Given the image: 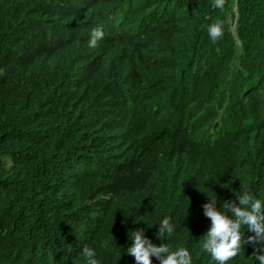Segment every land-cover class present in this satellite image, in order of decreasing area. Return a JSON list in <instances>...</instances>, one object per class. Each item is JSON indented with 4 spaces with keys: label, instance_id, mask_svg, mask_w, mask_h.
<instances>
[{
    "label": "trees",
    "instance_id": "trees-1",
    "mask_svg": "<svg viewBox=\"0 0 264 264\" xmlns=\"http://www.w3.org/2000/svg\"><path fill=\"white\" fill-rule=\"evenodd\" d=\"M164 1L180 17L183 37L148 31L150 47L141 54L159 48L158 60L141 85L123 73L132 61L121 64L123 72L111 66L109 77L97 69L74 74L78 59L68 52L77 35L68 30L75 16L68 8L83 6L81 18L89 19L93 0H0V264H87L84 246L99 264H136L127 247L137 229L156 246L187 249L192 264H208L202 244L211 220L203 205L216 197L230 216L222 204L236 201L235 193L264 202L257 119L242 135L211 119L228 87L264 78V0H224L222 8L214 0ZM216 22L223 35L213 41L201 31ZM171 56L179 59L176 72ZM98 86L109 97L83 103ZM130 95L132 105L123 102ZM257 97L264 105V82ZM117 116L132 124L113 128L105 143L108 120ZM165 217L174 230L158 239ZM62 242L70 248L60 250Z\"/></svg>",
    "mask_w": 264,
    "mask_h": 264
},
{
    "label": "clouds",
    "instance_id": "clouds-1",
    "mask_svg": "<svg viewBox=\"0 0 264 264\" xmlns=\"http://www.w3.org/2000/svg\"><path fill=\"white\" fill-rule=\"evenodd\" d=\"M93 1V6L97 11L88 10L84 17L89 19L81 18L84 12L83 6L68 8L75 13V16L70 18L71 26L68 29L77 35V38L69 43L68 52L70 59H78L74 74L89 75L93 69H97L101 76L102 72H105L109 77L108 70L111 66L116 65L118 70L123 72L120 68L121 64L125 61H132V71L123 73L128 76L129 81L139 80L141 85L144 84L157 66V50L159 49L155 47L147 58L141 54L142 47H150L146 44V40L150 38L147 35L148 31L163 29L164 32H172L175 30L172 33L173 38L183 37L177 28L180 17L177 20L176 17L170 15L175 11L172 3H167L164 0ZM223 4L224 0H214L215 7L222 8ZM234 26L235 23L232 21L229 26L231 31ZM205 31L210 39L216 41L223 35L222 23L210 24L207 29L204 26L201 32ZM116 37L124 43H132V47H123ZM174 61L178 63L179 59L171 56L170 62L176 72ZM104 81L105 79H102L101 83ZM262 82H264V78L262 80L257 78L255 85L251 82H243L228 87L221 94L219 102H216L218 116L213 114L212 123L218 128L223 126H227L229 129L233 128V132L242 135L244 130L246 131V128L250 126L251 119L255 117L259 132L258 138L264 143V105L257 97L259 84ZM166 87L174 89V92L180 90L177 85L171 83ZM89 90L90 93L83 100L86 105L96 98L109 97L108 92L99 91V86ZM99 93L103 94L98 95ZM132 99L133 97L130 95L123 102L132 105ZM257 102H259L260 113L256 116L257 105L255 103ZM85 107L87 108V106ZM101 110L96 106L92 113L99 117ZM108 121L110 127L104 131L102 140L108 144H110L109 138L113 134V128L125 130L132 124L127 116L112 117ZM196 123L202 126V111L196 113ZM111 149L116 150L114 146H111ZM167 157L168 154L165 158ZM172 158H176L175 151L169 157V159ZM235 195L236 201H225L222 204L231 213L230 216L217 209L216 197L209 199L210 202L203 205L204 215L211 220V228L205 234L206 238L202 244L203 250L207 252L205 256L210 254L208 264H252L251 261L254 258L259 261V264H264V202L249 191L242 194L235 193ZM173 230L170 218L165 217L159 224L157 238L161 239L166 234H171ZM130 233L132 243L130 247H127V255L134 257L136 264H152V257H155L159 264H192L191 255L187 249L179 247L170 250L164 244L156 246L145 238L142 229ZM60 244L61 246L57 247L62 251L70 248V245H65V242ZM33 251L30 252L34 260ZM81 251L87 264H99L95 259L94 249L84 246Z\"/></svg>",
    "mask_w": 264,
    "mask_h": 264
}]
</instances>
